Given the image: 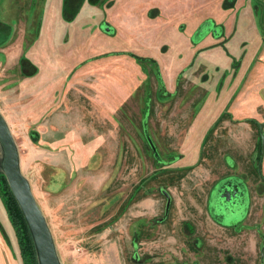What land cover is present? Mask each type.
<instances>
[{"label": "rangeland", "instance_id": "obj_1", "mask_svg": "<svg viewBox=\"0 0 264 264\" xmlns=\"http://www.w3.org/2000/svg\"><path fill=\"white\" fill-rule=\"evenodd\" d=\"M0 113L61 264H264V0H0Z\"/></svg>", "mask_w": 264, "mask_h": 264}, {"label": "water", "instance_id": "obj_2", "mask_svg": "<svg viewBox=\"0 0 264 264\" xmlns=\"http://www.w3.org/2000/svg\"><path fill=\"white\" fill-rule=\"evenodd\" d=\"M263 127L264 125L261 124L260 128L262 133ZM0 143L4 151L3 167L5 175L31 231L39 264H61L51 229L45 215L37 203L29 180L21 171L20 157L15 139L1 113ZM261 164L262 162H260L259 165L260 169ZM228 186L230 187L231 185ZM228 188L224 189L225 194H223L227 195V198L229 199L231 194ZM169 205L168 202L167 207H169Z\"/></svg>", "mask_w": 264, "mask_h": 264}, {"label": "trees", "instance_id": "obj_3", "mask_svg": "<svg viewBox=\"0 0 264 264\" xmlns=\"http://www.w3.org/2000/svg\"><path fill=\"white\" fill-rule=\"evenodd\" d=\"M3 178L5 188L7 189V193L9 194L8 198L5 200V208L19 237V241L23 244L24 252L26 251L32 258L34 264H37L38 255L31 231L19 204L12 193V190H10L6 178Z\"/></svg>", "mask_w": 264, "mask_h": 264}, {"label": "flooded vegetation", "instance_id": "obj_4", "mask_svg": "<svg viewBox=\"0 0 264 264\" xmlns=\"http://www.w3.org/2000/svg\"><path fill=\"white\" fill-rule=\"evenodd\" d=\"M204 26L201 27V29L203 30V28L205 27V24H203ZM256 122V121H255ZM263 124L264 125V122L262 123H259L257 126L259 128V139H260V147L262 148V143H263V135H264V127H263V133L261 132V128H260V125ZM258 166L260 165V162H261V155H260V152H259V156H258ZM263 161H262V164H261V170L259 169L260 171V178H261V181L264 183V170H263ZM259 168V167H258ZM259 176V175H258ZM240 182L237 180V179H231L230 181L229 180H225L222 182V184H224V188H227L229 187L228 185H231L229 188V192L231 194L230 198L228 199L227 198V195H224L223 198L221 197L222 200H225L227 199L226 202L228 203H225L226 204V213L230 216H232L233 214H237L239 215L240 213H244V210L247 211V206L249 203V200L250 198H247L246 199V193L243 192V187L241 186V184H239ZM233 187V188H232ZM232 189V191H231ZM235 189V190H233ZM235 194H234V192ZM218 202H219V199H217ZM218 206V205H217ZM222 207V206H221ZM262 210H263V213H264V207H262Z\"/></svg>", "mask_w": 264, "mask_h": 264}]
</instances>
